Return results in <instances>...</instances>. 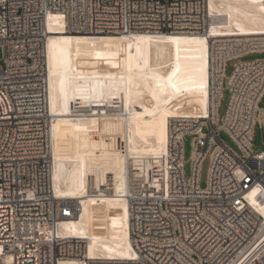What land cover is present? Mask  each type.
<instances>
[{
    "label": "built area",
    "instance_id": "obj_1",
    "mask_svg": "<svg viewBox=\"0 0 264 264\" xmlns=\"http://www.w3.org/2000/svg\"><path fill=\"white\" fill-rule=\"evenodd\" d=\"M52 14H60L70 32L208 37L207 113L171 118L166 162L155 183L128 173L131 258L90 257L85 238L59 230L80 213V203L59 196L53 181ZM214 22L209 0H0V264H264V150L253 148L257 119L264 118V58L238 61L264 53V33L219 27L212 34ZM230 61L237 62L227 75ZM186 135L193 136L189 177Z\"/></svg>",
    "mask_w": 264,
    "mask_h": 264
},
{
    "label": "bare ground",
    "instance_id": "obj_2",
    "mask_svg": "<svg viewBox=\"0 0 264 264\" xmlns=\"http://www.w3.org/2000/svg\"><path fill=\"white\" fill-rule=\"evenodd\" d=\"M209 6L212 34L219 27L264 33V0H209ZM48 27L54 187L80 203V213L59 230L85 238L90 257L131 258L128 173L155 183L171 118L207 113L208 37L70 32L60 14L50 16Z\"/></svg>",
    "mask_w": 264,
    "mask_h": 264
},
{
    "label": "rangeland",
    "instance_id": "obj_3",
    "mask_svg": "<svg viewBox=\"0 0 264 264\" xmlns=\"http://www.w3.org/2000/svg\"><path fill=\"white\" fill-rule=\"evenodd\" d=\"M259 58H264V53H252V54H249V55H246L240 58L238 61H248V60H254V59H259ZM234 62H237V61H230L229 67L227 69V75H230L232 73ZM3 63H4V60L0 58V64H3ZM228 99H229V92L225 91L224 97L222 100L221 115L225 113ZM260 106L264 107V96L262 97L260 101ZM222 138L231 147H233V149L239 150L236 143L229 137L228 134H226L225 132H222ZM184 142H185V170H186V175L189 177L191 175L192 163H193V136L186 135L184 138ZM253 148L255 151L264 150V118H261V117L257 119V123L254 129ZM210 165H211V159L210 157H207L204 160L202 167H201L200 180H201L202 187H206L208 184Z\"/></svg>",
    "mask_w": 264,
    "mask_h": 264
}]
</instances>
